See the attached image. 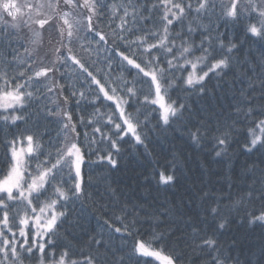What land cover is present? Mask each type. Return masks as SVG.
Returning <instances> with one entry per match:
<instances>
[{"label":"snow or ice","instance_id":"1","mask_svg":"<svg viewBox=\"0 0 264 264\" xmlns=\"http://www.w3.org/2000/svg\"><path fill=\"white\" fill-rule=\"evenodd\" d=\"M102 23L109 32L103 31ZM21 25L31 33L29 46L20 37ZM48 28L54 35L47 41L50 47L41 54ZM247 40L264 42V0H26L24 4L0 0V131L6 133L5 162L0 168V264H130L133 257L136 264H180V255L159 246L166 236H174L177 247L199 256L201 264H253L232 255L239 249V240L232 238L225 244L220 239L233 213L242 223L264 228V54L258 62L242 55ZM92 44L97 47L93 49ZM17 46L24 47L26 57ZM74 49L88 53L90 61L93 52L97 58L101 51L107 52L108 70L118 58L133 79L121 76L116 83L108 79L103 68L90 70L96 62L86 64ZM73 66L92 94V116H103L107 129L88 117L93 135L88 138L87 150L77 131V124L85 123V117L74 121L65 106L70 97H79L75 101L78 106L88 97L77 90L63 95L65 85L54 79L56 73L61 78L66 75L62 68ZM99 73L104 75L98 78ZM50 80L53 82L48 83ZM213 80L216 83L209 88ZM222 83L229 85L226 103L201 114L195 123L191 106L180 97L172 98L173 92L198 97L214 94ZM57 88L64 106H41V100H50L47 94ZM132 98L156 115V125L150 130L180 131L191 144L207 148L213 159L227 162V191L210 182L197 193L203 228L191 219L184 227H176L169 221L170 209L126 200L116 209L119 214L104 219L103 226L110 230V236L134 238L131 253L125 255L114 247L103 232L89 237L88 251H82L79 258H74L67 246L58 252L56 236L68 218V204L83 200L98 204L87 191L91 177L85 181V169L96 162L90 159L93 152L97 161L117 166L113 151L100 155L92 145L106 141L119 153L120 142L131 137L147 151L143 129L148 126V117L141 121L139 108L137 115L126 110ZM105 101L113 102L115 108ZM33 105L37 119L55 118L61 128L62 138L49 142L47 148L42 135L7 134L9 128L28 123ZM101 107L111 110L101 113ZM237 152L257 157L245 160L238 175L231 172V159ZM179 160L173 152L171 160L154 168L150 178L158 186H174ZM106 191L115 193L111 188ZM255 203L261 208L249 210ZM107 207L103 205L101 210ZM177 216L183 219L184 214L177 212ZM161 227H167V233L158 231ZM189 227L190 231L184 230ZM145 231L150 239L145 238ZM256 264H264V247Z\"/></svg>","mask_w":264,"mask_h":264},{"label":"trees","instance_id":"2","mask_svg":"<svg viewBox=\"0 0 264 264\" xmlns=\"http://www.w3.org/2000/svg\"><path fill=\"white\" fill-rule=\"evenodd\" d=\"M25 2L26 0H17L19 4H24ZM27 2L34 3L35 0H27ZM24 11L27 12V9H24ZM118 23L119 20L113 24V27ZM21 28L20 37L25 42V46H29L27 41L31 33L26 28H23V25ZM101 28L104 32H109L106 23H102ZM50 35H54V30L48 28L44 32L45 48L41 50V54L50 47L47 43ZM91 47L95 49L97 45L92 44ZM17 50L22 57H26L27 54L24 52V47L17 46ZM74 50H76V54L79 57L83 58L86 64L91 61L96 62L94 68L90 70L103 68L104 72L108 74V79L116 83H120L118 78L121 76L129 81L133 79L129 72L121 67L118 58L112 60L111 71L108 70L105 60V57L108 55L107 52L101 51L99 58L93 52L90 61L88 53L79 51L78 49ZM241 54H246L250 60L258 62L260 56L264 54V42L247 40L241 48ZM50 59L51 56L49 55L45 62L47 63ZM65 71L66 75L63 78L60 77L59 73H56L54 76L55 80L65 85L63 95H70L72 90H77L78 92L84 91L86 97H88V99L81 100L79 106L75 102L79 97H70V103L65 106L71 111L74 121H78L80 116L85 117V123L77 124V131L80 133V142L85 150H87L88 138L93 135V126L87 124L88 117L91 116L98 126L107 131L103 127L105 118L99 115L92 116L95 106L89 103L92 94L88 91V85L84 83L83 75L74 66L67 70L61 69V72ZM103 75L104 73H99L98 78H101ZM52 82L51 80L48 81V83ZM107 82V80L102 79V83L107 84ZM215 83V80L211 81L209 88H213ZM92 88L95 89L96 86L92 85ZM228 92L229 85L222 83L219 88L214 89V94L198 97L195 95L187 96L183 92H173L172 98L176 99L180 97L181 100L191 106L193 123H195V118H198L201 114L213 111L218 105L226 103L225 95ZM47 95L50 97V100H41V106L45 103L53 109L58 104L64 106L63 96L59 94L58 88ZM121 95H124V93H121ZM104 104L110 105L111 109L115 108L113 102L105 101ZM129 105L126 107V110L132 112L133 115H137V108L140 109L139 119L141 121L144 120L145 115L148 117V126L143 129L147 133V151L143 146L137 145L131 137H125V140L120 142L119 153H115L114 150L110 149L106 141L92 145L93 149L100 150V155L113 151V158L116 159L117 166L113 168L107 161H97V155L93 152L90 159L96 162L91 165L90 169H85V181L87 183L89 177H91V183L87 191L92 194L94 200L98 201V204L93 206L89 200L74 201L68 204V218L60 227L56 236L58 252L67 246L72 250L74 258H79L82 251L85 253L88 251L89 237L103 232L105 238L110 239L114 247L122 249L125 255L131 253L134 238L121 239L119 234H112L110 236V230L103 226L104 219L119 214L116 209L126 200L146 205L150 204L157 209H170L172 214L169 216V221L175 222L176 227H184L185 221L191 219L192 224H199L203 228L205 221L198 219L202 216V206L198 200L197 193L210 182L215 183L217 189H225L227 191L226 180L224 178L228 174L227 162H218L217 159H213L207 148L201 149L191 144L180 131L174 132L171 129L165 130L164 128L150 130L156 125V115L151 113L147 107L140 105L135 98L129 100ZM111 109L101 107L100 111L101 113H108ZM36 111L37 107L33 105V108L29 110L28 123H22L19 128H9L7 134L10 136L16 132H22L42 135L43 143L47 148L49 142L56 143L62 138L61 128L55 118L44 120L41 117L37 119L34 115ZM85 133H87V136H85ZM5 134L4 131H0V168L4 166L5 162V148L3 147ZM95 135L99 141V133ZM173 152H176L180 158L178 165L180 170L177 173L178 179L172 187L165 188L158 186L156 181L150 178L151 173L154 168H159L170 161ZM255 159H257L256 156L246 157L240 155L238 152L235 153L231 159V172L238 175L245 160ZM209 173H211V176H209ZM240 186H243V182L240 183ZM108 188L115 190L114 195L106 191ZM232 191L235 194V191H238V189ZM103 205L108 206L104 211L101 210V206ZM260 208L261 205L255 203L250 206L249 210L258 211ZM105 211H107V215ZM177 212L184 214L183 219L177 216ZM232 217L228 229L220 236L221 241L227 244L232 238H236L239 240L240 245L239 249L234 251L232 255H239L241 260H250L253 264H256L260 258V250L264 247V228H261L259 225H249L246 222L242 223L240 217L236 216L235 213L232 214ZM184 230L190 231V227ZM158 231L167 233L168 228L161 227ZM145 238H151L148 231H145ZM159 246L163 247L165 252L180 255V264H201L199 256L191 254L187 248L182 246L177 247L174 236H166L163 241L159 242ZM136 259V257H133L130 264H136ZM32 264H35V262L33 261ZM153 264H158V262H153Z\"/></svg>","mask_w":264,"mask_h":264},{"label":"rangeland","instance_id":"3","mask_svg":"<svg viewBox=\"0 0 264 264\" xmlns=\"http://www.w3.org/2000/svg\"><path fill=\"white\" fill-rule=\"evenodd\" d=\"M38 2H43V0H35V2L34 3H38ZM46 11V10H45ZM25 18H27V17H25ZM22 26V25H21ZM33 27H38V26H36V25H33ZM46 28H47V26H46Z\"/></svg>","mask_w":264,"mask_h":264},{"label":"bare ground","instance_id":"4","mask_svg":"<svg viewBox=\"0 0 264 264\" xmlns=\"http://www.w3.org/2000/svg\"><path fill=\"white\" fill-rule=\"evenodd\" d=\"M190 157L193 159V157H192V156H190ZM223 166H224V165H223ZM224 168H225V169H227V168H226V166H224ZM208 182H209V181H208ZM191 193H192V192H191Z\"/></svg>","mask_w":264,"mask_h":264}]
</instances>
